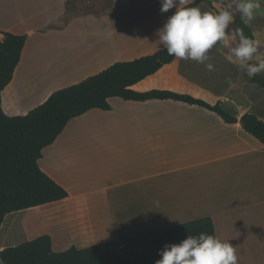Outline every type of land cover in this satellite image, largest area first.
Segmentation results:
<instances>
[{
    "label": "crops",
    "instance_id": "obj_1",
    "mask_svg": "<svg viewBox=\"0 0 264 264\" xmlns=\"http://www.w3.org/2000/svg\"><path fill=\"white\" fill-rule=\"evenodd\" d=\"M90 1L14 0V22L0 30L27 39L1 94L7 115H26L56 90L163 48L157 32L175 7L162 13L161 0H112L86 11ZM87 23L96 25L93 32ZM231 47L210 50L213 71L175 58L132 88L221 102L238 122L172 99L113 97L111 110L73 118L43 150L40 167L69 193L33 207L44 208L39 219H45L55 251L210 216L216 235L236 248L239 264H264V144L240 122L245 113L264 120V87L247 77L239 61L225 59ZM7 247L0 243V251Z\"/></svg>",
    "mask_w": 264,
    "mask_h": 264
},
{
    "label": "trees",
    "instance_id": "obj_2",
    "mask_svg": "<svg viewBox=\"0 0 264 264\" xmlns=\"http://www.w3.org/2000/svg\"><path fill=\"white\" fill-rule=\"evenodd\" d=\"M226 2L230 0H195V4L188 6L205 3L216 10L214 4ZM111 3L109 0L107 5ZM233 12L234 30L240 28L251 36L254 29L241 22L234 7ZM2 33L5 38L1 37ZM26 39V34L0 33V227L8 214L68 197V191L40 167L43 150L55 142L73 118L92 109L111 110L109 99L113 97L133 101L172 99L208 108L228 123L238 122L236 114L225 110L221 102L212 105L170 90L139 92L132 88L175 59L165 48L132 60L115 62L81 82L56 90L26 115L9 116L3 111L1 94L13 78ZM250 79L264 87V76L256 75ZM241 121L245 131L264 144V120L256 114L245 113ZM202 232L216 235L210 216L89 247L72 245L65 251H55L51 236L44 234L1 250L0 257L5 264H155L161 258L159 252L165 244L179 243L188 235L196 236Z\"/></svg>",
    "mask_w": 264,
    "mask_h": 264
},
{
    "label": "clouds",
    "instance_id": "obj_3",
    "mask_svg": "<svg viewBox=\"0 0 264 264\" xmlns=\"http://www.w3.org/2000/svg\"><path fill=\"white\" fill-rule=\"evenodd\" d=\"M161 4L162 13L176 9L157 32L158 40L169 56L205 64L209 71H213L214 65L208 62L210 50L218 44L231 43L233 46L225 54L229 63L239 61V68L246 70L249 78L264 72V53L259 51L261 33L253 31L248 36L240 28L234 31L230 28L235 19L233 7L241 22L250 25L261 12L264 0H230L222 7L214 4L215 11L189 7V4H195V0H161ZM253 58L255 62L250 63ZM159 255L161 258L155 264H239L236 248L229 241L203 232L188 235L179 243L165 244ZM0 264H5L2 257Z\"/></svg>",
    "mask_w": 264,
    "mask_h": 264
},
{
    "label": "rangeland",
    "instance_id": "obj_4",
    "mask_svg": "<svg viewBox=\"0 0 264 264\" xmlns=\"http://www.w3.org/2000/svg\"><path fill=\"white\" fill-rule=\"evenodd\" d=\"M38 1L39 0H35V2ZM108 1L109 0H91L89 3H87L85 9L86 11H89L88 8L102 9L106 7ZM13 6L14 0H0V29L9 27L12 22H14V16L12 14ZM9 13L11 15H9ZM250 25L254 29V31L261 33L262 46L260 47L259 51L261 53H264V4H262L261 12L256 15L255 19H253ZM95 26V24L91 25L87 23V32H93V27ZM80 29L82 30L83 28L81 27ZM1 32L3 31L0 30V33ZM231 46L233 45L231 44ZM242 71L246 74V70L242 69ZM258 75L263 76V72ZM40 207L43 206L41 205ZM42 211H44V208H42L41 210L32 208L29 210L21 211L22 214H16L17 212L8 214L0 227V243L2 242L8 245V247H11L19 245L20 243H23L25 241L34 240L35 238L44 235L46 221L45 219H39L40 212ZM43 221L45 222V224ZM12 227L14 229H12ZM55 249L57 250L56 247Z\"/></svg>",
    "mask_w": 264,
    "mask_h": 264
},
{
    "label": "water",
    "instance_id": "obj_5",
    "mask_svg": "<svg viewBox=\"0 0 264 264\" xmlns=\"http://www.w3.org/2000/svg\"><path fill=\"white\" fill-rule=\"evenodd\" d=\"M1 37H2V38H5V35L2 33V34H1ZM240 122H241V124H242V121H240Z\"/></svg>",
    "mask_w": 264,
    "mask_h": 264
},
{
    "label": "bare ground",
    "instance_id": "obj_6",
    "mask_svg": "<svg viewBox=\"0 0 264 264\" xmlns=\"http://www.w3.org/2000/svg\"><path fill=\"white\" fill-rule=\"evenodd\" d=\"M120 213V212H119ZM121 214V213H120ZM122 215H124V214H122ZM127 218V217H126Z\"/></svg>",
    "mask_w": 264,
    "mask_h": 264
}]
</instances>
